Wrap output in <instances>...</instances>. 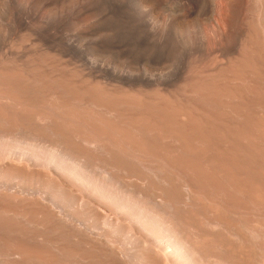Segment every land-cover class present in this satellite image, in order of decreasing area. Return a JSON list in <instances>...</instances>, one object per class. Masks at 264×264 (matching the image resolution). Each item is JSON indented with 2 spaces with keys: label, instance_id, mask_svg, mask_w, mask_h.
Here are the masks:
<instances>
[{
  "label": "bare ground",
  "instance_id": "1",
  "mask_svg": "<svg viewBox=\"0 0 264 264\" xmlns=\"http://www.w3.org/2000/svg\"><path fill=\"white\" fill-rule=\"evenodd\" d=\"M173 33L170 77L1 55L0 264H264V0Z\"/></svg>",
  "mask_w": 264,
  "mask_h": 264
},
{
  "label": "rangeland",
  "instance_id": "2",
  "mask_svg": "<svg viewBox=\"0 0 264 264\" xmlns=\"http://www.w3.org/2000/svg\"><path fill=\"white\" fill-rule=\"evenodd\" d=\"M207 2L0 0V57L10 47L18 54L28 48L58 49L87 67L153 79L170 72V77L180 68L174 64L179 55L173 30L194 25Z\"/></svg>",
  "mask_w": 264,
  "mask_h": 264
}]
</instances>
